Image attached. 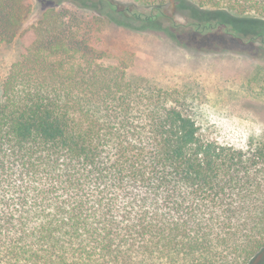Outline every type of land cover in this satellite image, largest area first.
<instances>
[{"label":"trees","instance_id":"obj_1","mask_svg":"<svg viewBox=\"0 0 264 264\" xmlns=\"http://www.w3.org/2000/svg\"><path fill=\"white\" fill-rule=\"evenodd\" d=\"M132 1L0 0V49L20 45L0 77V264H264V140H205L174 92L105 63L102 20L170 23L184 45L169 1ZM172 5L196 33L206 6L264 20V0Z\"/></svg>","mask_w":264,"mask_h":264},{"label":"rangeland","instance_id":"obj_2","mask_svg":"<svg viewBox=\"0 0 264 264\" xmlns=\"http://www.w3.org/2000/svg\"><path fill=\"white\" fill-rule=\"evenodd\" d=\"M166 1L167 14L181 25L177 38L184 45L166 33L170 23L153 30L130 20V27L102 20L99 37L108 56L105 63L124 64L132 75L174 92L176 106L195 120L205 140L238 149L264 140V20L206 6V21L216 26L196 33L185 12L174 9L173 0ZM121 2L136 6L132 0ZM41 13L34 4L17 40L37 24ZM237 35L243 39L237 41ZM19 53L18 41L0 49V77Z\"/></svg>","mask_w":264,"mask_h":264}]
</instances>
